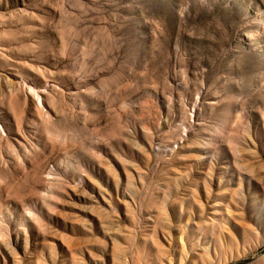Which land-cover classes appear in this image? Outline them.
<instances>
[{
	"label": "rangeland",
	"instance_id": "obj_1",
	"mask_svg": "<svg viewBox=\"0 0 264 264\" xmlns=\"http://www.w3.org/2000/svg\"><path fill=\"white\" fill-rule=\"evenodd\" d=\"M0 264H264V0H0Z\"/></svg>",
	"mask_w": 264,
	"mask_h": 264
}]
</instances>
